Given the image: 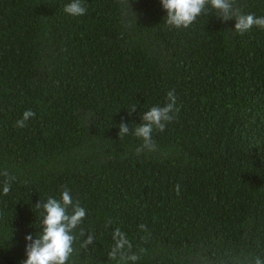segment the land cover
Wrapping results in <instances>:
<instances>
[{"label": "trees", "instance_id": "trees-1", "mask_svg": "<svg viewBox=\"0 0 264 264\" xmlns=\"http://www.w3.org/2000/svg\"><path fill=\"white\" fill-rule=\"evenodd\" d=\"M70 2L0 0V264L27 258L35 205L65 188L86 209L67 264H125L109 256L115 228L135 264L264 259V29L240 35L210 6L176 29L160 0H82L78 17ZM234 8L264 16V0ZM173 89L179 112L136 155L120 123L131 131Z\"/></svg>", "mask_w": 264, "mask_h": 264}, {"label": "clouds", "instance_id": "clouds-1", "mask_svg": "<svg viewBox=\"0 0 264 264\" xmlns=\"http://www.w3.org/2000/svg\"><path fill=\"white\" fill-rule=\"evenodd\" d=\"M163 9L166 10L165 23L170 28H188L198 17L206 12L208 6L215 11V16L221 21L235 19L234 31L240 35L250 31L252 27L257 26L264 29V16L257 17L254 14L242 13L238 8H234V0H160ZM63 11L73 17L82 16L86 12V8L82 4V0H71L66 4ZM175 90L168 91L166 94V102L163 106H153L149 110L141 114V123L129 130L128 124L121 122L119 125L118 136L122 139L124 136L131 135L142 140L136 149V155L145 152L156 151V144L152 138L154 130L164 131L168 123L174 119V114L179 112L177 106V98L174 94ZM129 114L135 111L136 104L131 105ZM35 113L31 110H25L22 118L15 122L16 127H25L28 120L34 117ZM7 179L3 184L2 191L6 195L10 191V181L15 177L9 176L7 171L3 173ZM177 194H179V185H176ZM36 208H42L39 234L25 236V253L26 259L21 264H67L69 256L73 252V241L75 239L72 234L86 216V209L79 202H73L70 191L65 188L61 193L60 199L49 197L46 202H39ZM71 208V211H69ZM141 229L145 225L139 226ZM81 235H85L83 230ZM114 241L109 256L115 259L119 256L125 264L132 261L133 264L139 259L135 254H125V247L130 250L132 245L127 240L126 235L119 229L115 228L112 232ZM94 235L89 233L84 240L83 245L87 247L94 243ZM250 264H264V259L256 256Z\"/></svg>", "mask_w": 264, "mask_h": 264}]
</instances>
